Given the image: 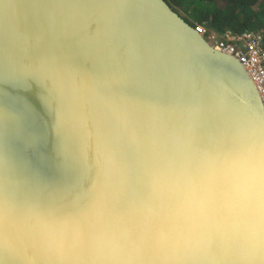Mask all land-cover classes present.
Wrapping results in <instances>:
<instances>
[{
	"label": "water",
	"instance_id": "95a60500",
	"mask_svg": "<svg viewBox=\"0 0 264 264\" xmlns=\"http://www.w3.org/2000/svg\"><path fill=\"white\" fill-rule=\"evenodd\" d=\"M35 2L0 0V264H264V104L241 63L166 0ZM69 18L104 23L74 79L42 83L22 56L62 45ZM8 96L41 117L38 149L6 136ZM39 154L51 198L25 166Z\"/></svg>",
	"mask_w": 264,
	"mask_h": 264
},
{
	"label": "snow or ice",
	"instance_id": "6c2138e0",
	"mask_svg": "<svg viewBox=\"0 0 264 264\" xmlns=\"http://www.w3.org/2000/svg\"><path fill=\"white\" fill-rule=\"evenodd\" d=\"M123 6L131 7L127 4L126 0ZM20 7L15 3H6L4 5L6 16L9 18L14 16L15 9ZM28 8L34 10L37 17L39 13L43 10L50 7V5L36 0L35 3L28 5ZM72 7L77 9H90L94 7L89 4H76ZM102 19H93L88 24L80 25L75 22L73 18H69L65 21L63 26V36L65 42L62 45L52 47H36L31 50L30 54H25L22 56L23 63L28 67L32 72L44 74L42 83L46 82L49 78L55 79L58 76H63L68 79H74L75 75L78 73L75 72V66L78 63V60L81 56L90 54L93 41L89 29L92 25H95V31L99 33L102 30L103 25ZM37 27L39 26L37 21ZM30 30V26H25L24 28H17L15 25L9 30L6 39L10 42L14 49H19L20 52H24V49L21 47L24 44H27L25 40V34ZM5 70L4 80L8 79V67ZM23 79L22 76L19 77ZM4 100H0V103H4ZM47 98L45 103H47ZM253 115H256V112H253ZM259 119L264 124V108H261L259 111ZM3 124L5 127V134L9 138H16L24 135L25 143L29 148L38 149L43 142V133L40 130L41 117L32 108V106L23 103L18 97H7V107L4 111ZM64 122L58 121V128L63 127ZM29 129H34L35 131H27ZM65 155V167L69 166V154L65 149H63ZM43 154H39L38 160L39 163L34 161H26L25 166L31 171L33 177L35 178L37 191L35 195L37 198H43L45 194L49 198L53 196L55 190L49 191L51 186L45 181L43 177V171L40 167V164L44 161ZM13 193L6 188L4 193V203L5 210L9 204V200ZM74 213H69L70 216L81 214L87 211V205H80L79 201L74 202Z\"/></svg>",
	"mask_w": 264,
	"mask_h": 264
},
{
	"label": "trees",
	"instance_id": "16d2710c",
	"mask_svg": "<svg viewBox=\"0 0 264 264\" xmlns=\"http://www.w3.org/2000/svg\"><path fill=\"white\" fill-rule=\"evenodd\" d=\"M191 26L223 34L254 31L264 35V0H166Z\"/></svg>",
	"mask_w": 264,
	"mask_h": 264
},
{
	"label": "built area",
	"instance_id": "2783aa9c",
	"mask_svg": "<svg viewBox=\"0 0 264 264\" xmlns=\"http://www.w3.org/2000/svg\"><path fill=\"white\" fill-rule=\"evenodd\" d=\"M193 28L213 49L228 54L241 63L264 104V35L254 31H226L219 34L202 24H195Z\"/></svg>",
	"mask_w": 264,
	"mask_h": 264
},
{
	"label": "rangeland",
	"instance_id": "374dc122",
	"mask_svg": "<svg viewBox=\"0 0 264 264\" xmlns=\"http://www.w3.org/2000/svg\"><path fill=\"white\" fill-rule=\"evenodd\" d=\"M215 32V31H214Z\"/></svg>",
	"mask_w": 264,
	"mask_h": 264
}]
</instances>
